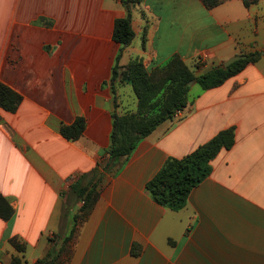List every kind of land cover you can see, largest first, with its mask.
Masks as SVG:
<instances>
[{"label": "crops", "instance_id": "obj_1", "mask_svg": "<svg viewBox=\"0 0 264 264\" xmlns=\"http://www.w3.org/2000/svg\"><path fill=\"white\" fill-rule=\"evenodd\" d=\"M131 14L135 39L120 66L139 58L152 70L175 55L190 67L261 58L221 87L195 84L181 118L107 172L123 0H0V82L23 98L15 113L0 108V193L14 209L9 221L0 217V264L15 256L36 264L58 250L92 189L98 198L66 264H264V0L213 9L202 0H142ZM79 117L82 136L64 138L62 127ZM230 128L235 146L212 162L183 209L152 198L146 184L169 159Z\"/></svg>", "mask_w": 264, "mask_h": 264}, {"label": "trees", "instance_id": "obj_2", "mask_svg": "<svg viewBox=\"0 0 264 264\" xmlns=\"http://www.w3.org/2000/svg\"><path fill=\"white\" fill-rule=\"evenodd\" d=\"M208 9H213L228 0H202ZM259 0H243L246 7ZM142 0H123L127 15L115 22L113 39L121 45L112 77L108 85L114 96L115 108H118L116 85L129 83L137 99V110L126 114L115 111L112 115L113 130L111 143L107 150V172H112L122 159L130 157L142 140L152 134L161 124L175 120L177 111H183L189 104L190 83L195 81L203 90H212L223 86L229 79L240 74L250 64L261 58L260 53L247 55V58L232 64L227 69L222 65L214 66L210 73L196 78L195 75L209 67L195 65L190 67L179 56L171 57L166 63L149 70L142 59L136 58L126 66H120L123 51L135 39L131 8ZM23 98L20 94L0 82V108L15 113ZM85 130V119L77 118L70 127H62L61 134L68 140L79 139ZM236 144L235 129L221 131L207 144L199 147L183 159H169L161 171L146 184L147 191L161 206L173 211L185 207L192 190L199 186L212 173V162L223 150H231ZM98 198L92 189L86 199L81 214L74 218V225L63 238L61 247L51 248L47 256L36 264H66L72 255L74 237L80 224L88 218ZM14 209L0 193V217L9 221ZM53 241V240H52ZM13 247L19 254L26 252V245L13 240ZM10 264H24L23 256H15Z\"/></svg>", "mask_w": 264, "mask_h": 264}, {"label": "rangeland", "instance_id": "obj_3", "mask_svg": "<svg viewBox=\"0 0 264 264\" xmlns=\"http://www.w3.org/2000/svg\"><path fill=\"white\" fill-rule=\"evenodd\" d=\"M198 65H200V64L198 63ZM202 65H205V64H202ZM192 67H194V66H192ZM208 67H211V66H208ZM131 87L132 86L127 82H124V83L122 82V84L116 85L117 96L123 95L122 97L119 96V100L120 99L124 100V101H120V103H118V109H119L118 113L119 114H126L128 112H135L137 110V108H136V96H135V93L133 91V88H131ZM127 95H128V97H127Z\"/></svg>", "mask_w": 264, "mask_h": 264}, {"label": "water", "instance_id": "obj_4", "mask_svg": "<svg viewBox=\"0 0 264 264\" xmlns=\"http://www.w3.org/2000/svg\"><path fill=\"white\" fill-rule=\"evenodd\" d=\"M246 58H247L246 55H238V56H235V57L231 58L230 60L224 62L222 66H223L224 69H227V68L230 67L232 64H234V63H236V62H238V61H240V60H244V59H246ZM213 70H214V67H209V68H207V69H205V70H203V71H201V72H198V73L195 75V77H196V78H199V77H201V76H203V75H206V74L210 73V72L213 71ZM195 84H196V82H195V81H192L189 85H190V87H193Z\"/></svg>", "mask_w": 264, "mask_h": 264}, {"label": "built area", "instance_id": "obj_5", "mask_svg": "<svg viewBox=\"0 0 264 264\" xmlns=\"http://www.w3.org/2000/svg\"><path fill=\"white\" fill-rule=\"evenodd\" d=\"M206 58H208V56H207V55H204V56L202 57L201 61L204 62V60H206ZM182 112H183V111H177L176 114H175L174 119H180L181 116H182Z\"/></svg>", "mask_w": 264, "mask_h": 264}]
</instances>
